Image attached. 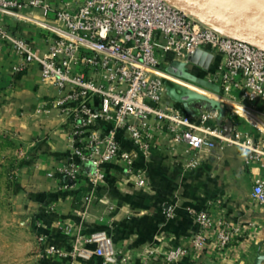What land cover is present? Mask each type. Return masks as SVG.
I'll return each mask as SVG.
<instances>
[{"label":"built area","instance_id":"built-area-1","mask_svg":"<svg viewBox=\"0 0 264 264\" xmlns=\"http://www.w3.org/2000/svg\"><path fill=\"white\" fill-rule=\"evenodd\" d=\"M55 1L0 0V15L18 21L26 22L39 11L41 26L50 34L41 53L0 21V51L8 48L15 55L12 73L37 63L41 79L55 88L56 96L42 102L36 113L54 112L68 128L70 150L55 175L63 186L68 180L84 182L85 208L104 183L110 163L121 164L138 187L144 186V171L134 168L136 153L148 156L156 147L164 151L181 147L192 156L188 168H195L204 154L231 147L244 155L246 163L264 169V138L239 129L224 131L218 123L219 110L187 108L167 91L171 83L205 92L221 108L250 112L254 102L264 101V46L236 39L229 30L170 0H83L60 8ZM196 52L211 57L207 69L189 61ZM173 63L198 67L202 77L190 74L217 90L169 74L166 68ZM122 137L134 151L123 148ZM251 198L264 207V176L254 181ZM191 215L196 226L191 250L196 255L205 251L211 236L222 248L240 232L239 227L214 222L205 210ZM81 240L77 237L72 259L99 257L104 264H116L107 233L97 232L85 240L93 248L79 246ZM47 253L64 255L52 247ZM187 255V249L176 247L165 253L164 260L171 264Z\"/></svg>","mask_w":264,"mask_h":264},{"label":"crops","instance_id":"crops-1","mask_svg":"<svg viewBox=\"0 0 264 264\" xmlns=\"http://www.w3.org/2000/svg\"><path fill=\"white\" fill-rule=\"evenodd\" d=\"M75 1L56 0L54 5L77 6L83 0ZM42 20L39 11L26 22L0 15L3 24L41 53L50 37ZM16 61L8 48L0 51V130L14 133L28 151L17 173V186L23 196L22 210L39 242L32 264H104L99 257L78 261L70 256L77 237L82 239L79 246L93 248L85 240L101 231L112 239L116 264H167L165 253L176 247L187 249L188 255L171 264H264V207L251 198L254 181L264 176L257 163H246L236 149L222 147L202 155L195 168H188L192 156L181 147L174 151L156 147L148 156L136 153L134 168L144 171V186L138 187L136 178L121 164L110 163L104 183L85 208L84 182L68 180L63 186L55 175L70 150L68 128L54 112L36 113L57 92L41 79L37 63L22 73H12ZM188 68L197 77L203 76L198 67ZM192 106L200 105L193 101L187 108ZM221 109L222 130L239 129L264 138V101L254 102L250 112ZM121 140L125 150H135L125 137ZM198 210L207 211L216 223L240 228L230 245L218 247L211 236L201 255L191 250L196 231L191 212ZM51 247L64 255L48 254Z\"/></svg>","mask_w":264,"mask_h":264},{"label":"rangeland","instance_id":"rangeland-1","mask_svg":"<svg viewBox=\"0 0 264 264\" xmlns=\"http://www.w3.org/2000/svg\"><path fill=\"white\" fill-rule=\"evenodd\" d=\"M232 35L236 39L243 38L235 33ZM190 66L182 64L179 77L195 83L194 76L188 71ZM172 71L171 67L166 68V72L175 75ZM204 93L200 94L208 97ZM198 105L209 109L203 101H198ZM27 152L23 142L14 133L0 130V264H32V257L39 250L31 221L22 210L23 196L17 186V173L23 166Z\"/></svg>","mask_w":264,"mask_h":264},{"label":"water","instance_id":"water-1","mask_svg":"<svg viewBox=\"0 0 264 264\" xmlns=\"http://www.w3.org/2000/svg\"><path fill=\"white\" fill-rule=\"evenodd\" d=\"M170 1L189 8L192 12L212 24L221 26L232 33L264 46V0ZM210 58L209 55L196 52L189 61L203 69H207ZM180 66L181 64L179 63H173L170 66L173 69L172 72L175 74L174 76L179 77L181 75L182 72H179ZM193 78L196 82L212 90H217L215 86L209 85L195 77ZM167 91L174 100L183 103L186 107L193 101H212L201 94L186 90L171 83L167 84Z\"/></svg>","mask_w":264,"mask_h":264},{"label":"trees","instance_id":"trees-1","mask_svg":"<svg viewBox=\"0 0 264 264\" xmlns=\"http://www.w3.org/2000/svg\"><path fill=\"white\" fill-rule=\"evenodd\" d=\"M203 102H205V103L208 104L209 109H214V110H219V111L222 110V109L220 108L219 104H217V103H215V102H213V101H210V102L203 101ZM38 221H41V220L38 219Z\"/></svg>","mask_w":264,"mask_h":264},{"label":"bare ground","instance_id":"bare-ground-1","mask_svg":"<svg viewBox=\"0 0 264 264\" xmlns=\"http://www.w3.org/2000/svg\"><path fill=\"white\" fill-rule=\"evenodd\" d=\"M179 6L182 7V8H183L184 10H186V11H191L189 8L184 7V6L180 5V4H179Z\"/></svg>","mask_w":264,"mask_h":264}]
</instances>
